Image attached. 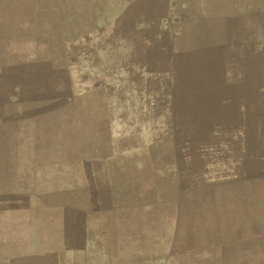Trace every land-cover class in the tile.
<instances>
[{"label":"rangeland","instance_id":"1","mask_svg":"<svg viewBox=\"0 0 264 264\" xmlns=\"http://www.w3.org/2000/svg\"><path fill=\"white\" fill-rule=\"evenodd\" d=\"M108 250L264 264V0H0V264Z\"/></svg>","mask_w":264,"mask_h":264},{"label":"crops","instance_id":"2","mask_svg":"<svg viewBox=\"0 0 264 264\" xmlns=\"http://www.w3.org/2000/svg\"><path fill=\"white\" fill-rule=\"evenodd\" d=\"M89 139L90 140H88V141H90V142L88 143V147H91V151H92L93 154L91 156H87V159L85 158V156L83 154V148L77 146L76 143H75V146L73 148V152H72V156H71V160H70L71 168H72V170H71V173H72L71 174V178H72L73 183L74 182H79V178L77 176V171L80 170V166L81 165H84L85 162H87V164H91L92 161H94L95 151H96L95 142H94L95 139L92 138V137L91 138L89 137ZM60 163H62V164L64 163L62 159L61 160L59 159V164ZM76 186L77 185L75 183V187ZM73 188H74V186H73ZM116 208H118V207H116ZM43 209H45V210L48 211L47 205L44 204L43 206L37 207V211H39V212H42ZM58 209L59 208L56 207L55 209H53V211H50V217L45 218V220L43 221V225L41 224V228L43 227V230H44V234L45 235L48 234V227L49 226H55V225H52V224H56V222H59V219H60L59 215H60V213H59V210ZM128 209L129 208H125L124 210L127 211ZM45 210H43V212H45ZM95 213L96 212H95L94 209L93 210H90L89 209L87 211V213L85 214L87 216V220H89ZM46 215L48 216L47 213H46ZM78 218L79 217H75V219H77V220H78ZM55 227L57 229H54V232H55V230H56V232H57V230L59 231V229H58L59 226L57 225ZM87 233L89 235L90 232L88 231ZM64 235H66V233H64V231L61 228V231L59 233V236H64ZM61 239H64V238H61ZM110 248L111 249H109V250L112 253V251H113L112 248L113 247H110ZM89 250H91V249H89ZM109 250L107 252L110 254ZM110 256H111V254L108 256V255H106V252H103L102 254H100L97 257L96 256H87L85 259H83V261H78V263H74V264H110V259H111ZM99 258L102 259V260H104V262L103 263H98V262L95 261V259H99Z\"/></svg>","mask_w":264,"mask_h":264},{"label":"bare ground","instance_id":"3","mask_svg":"<svg viewBox=\"0 0 264 264\" xmlns=\"http://www.w3.org/2000/svg\"><path fill=\"white\" fill-rule=\"evenodd\" d=\"M215 100H216V99H215ZM216 104H217V103H216ZM221 104H222V103H221ZM221 104H220V105H221ZM217 105H218V104H217Z\"/></svg>","mask_w":264,"mask_h":264}]
</instances>
